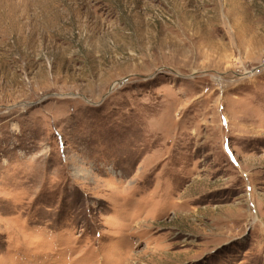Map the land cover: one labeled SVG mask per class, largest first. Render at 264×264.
<instances>
[{"label": "rangeland", "instance_id": "1", "mask_svg": "<svg viewBox=\"0 0 264 264\" xmlns=\"http://www.w3.org/2000/svg\"><path fill=\"white\" fill-rule=\"evenodd\" d=\"M0 264H264V0H0Z\"/></svg>", "mask_w": 264, "mask_h": 264}]
</instances>
